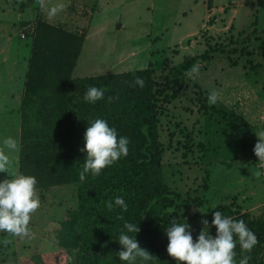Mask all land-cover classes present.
I'll return each mask as SVG.
<instances>
[{
	"label": "trees",
	"instance_id": "1",
	"mask_svg": "<svg viewBox=\"0 0 264 264\" xmlns=\"http://www.w3.org/2000/svg\"><path fill=\"white\" fill-rule=\"evenodd\" d=\"M96 7L94 4L91 10ZM35 27L29 34L32 43L19 108V173L36 178L40 207L29 224L34 238L16 237L18 264H127L117 254L122 250L118 237L125 221L139 226L138 233L129 235L136 236L139 245L158 259L168 254L166 229L173 220L190 225L194 242L204 228L202 221L207 220L208 231L215 238V211L243 220L257 237L251 252H242L236 238V264L244 255L251 257L249 264H264V213L254 218L234 200L187 217L186 210L206 207L207 201L171 189L164 178L167 147L160 139L162 118L185 90L189 80L185 72L212 54L187 56L160 74L150 64L116 75L75 78L85 32L40 18ZM240 41L236 40L237 47ZM136 77L145 81L143 88L133 86ZM89 86L103 89L104 98L95 103L85 101ZM194 87L201 112L210 113L230 130L247 126L243 115L218 102L210 105L209 92L199 83ZM109 96L114 98L111 103ZM96 118L115 128L118 138L129 139V152L98 176L89 173L81 181L79 172L86 152L80 149L85 146L88 122ZM184 136L189 138L188 133ZM187 143L178 140L177 144L187 149ZM117 196L124 198L127 212L106 207Z\"/></svg>",
	"mask_w": 264,
	"mask_h": 264
},
{
	"label": "rangeland",
	"instance_id": "2",
	"mask_svg": "<svg viewBox=\"0 0 264 264\" xmlns=\"http://www.w3.org/2000/svg\"><path fill=\"white\" fill-rule=\"evenodd\" d=\"M261 2L260 14L245 9L230 29L224 30L227 20H220L217 30L208 33L207 0H46L49 8L64 5L51 18L38 0H0V146L8 136L20 146L19 108L32 43L29 34L35 31L38 18L85 32L75 78L116 75L150 64L160 74L187 56L208 52L212 56L197 63L199 74L189 78L162 118L160 139L167 147L164 178L171 189L207 201L206 207L186 210L187 217L234 200L254 218L261 216L264 174L258 179L253 175L257 170L264 173L257 168L259 158L254 153L256 133L264 131V0ZM94 4L97 10L93 12ZM194 32L196 37L188 36ZM196 83L209 92L218 90L217 105L243 115L247 126L230 130L210 113L201 112ZM178 140L190 147L183 148ZM19 154L20 150L10 153L8 174L0 173V182L19 172ZM5 239L11 241L7 246ZM15 252L16 237L0 232V264H18ZM135 264L142 262L138 259ZM144 264L178 261L166 254Z\"/></svg>",
	"mask_w": 264,
	"mask_h": 264
},
{
	"label": "clouds",
	"instance_id": "3",
	"mask_svg": "<svg viewBox=\"0 0 264 264\" xmlns=\"http://www.w3.org/2000/svg\"><path fill=\"white\" fill-rule=\"evenodd\" d=\"M42 11H45L49 18L54 17L58 12L64 9L63 4L47 7L46 0H38ZM200 70V65H193L185 72V76L194 79ZM144 87L145 81L136 77L133 86ZM84 100L95 103L104 98V90L95 86H89L84 94ZM113 97H108V102L113 101ZM115 99H118L116 97ZM219 92L212 89L207 100L210 105L218 102ZM84 140L85 146L80 149L86 152L85 162L82 170L79 172V179L84 181L86 175L91 173L93 177L98 176L103 169L111 166L122 156L126 157L129 152V139L119 137L115 128L109 127L104 119L96 118L88 122ZM258 142L254 147V153L259 158L258 169H264V131L256 133ZM20 146L17 139L8 136L2 141L0 146V173H7L10 166V153L19 152ZM262 174L257 170L253 175L258 179ZM9 177V176H8ZM36 178L23 173L14 172L12 178H6L0 182V232L8 233L21 240L25 238H34L29 228L31 216L40 207V200L36 189ZM109 211L114 207L121 208L127 212V204L122 196H117L114 201L106 203ZM212 224L216 227L215 238L208 231V221L203 220V230L198 236V241L194 242L193 236L189 231L190 225L171 222V226L166 229L168 237L167 253L178 261V264H236L235 248L237 239L242 252H251L258 243L256 235L247 227L243 220H233L231 217H225L220 211H215ZM123 219V217H120ZM139 226L125 221L120 230L118 242L122 246L117 254L121 261L135 264L139 259L142 264L152 260V254L143 249L136 236L130 233H138ZM11 243L5 239L7 246ZM250 256L244 255L239 260V264H249Z\"/></svg>",
	"mask_w": 264,
	"mask_h": 264
},
{
	"label": "crops",
	"instance_id": "4",
	"mask_svg": "<svg viewBox=\"0 0 264 264\" xmlns=\"http://www.w3.org/2000/svg\"><path fill=\"white\" fill-rule=\"evenodd\" d=\"M198 5V3H196ZM262 2L261 0H207V22L209 24L208 33H212L217 30V24H219L220 20H227V26L225 29H230L233 25L237 24L238 17L243 14L245 9L253 8L256 11V14H260ZM223 16H229V18L225 19ZM214 18V19H213ZM213 19V20H212ZM206 24L203 25V27ZM67 29H69L66 26ZM71 30V29H69ZM197 33H191L188 36L196 37ZM237 46V44H235ZM201 85V84H200ZM202 86V85H201ZM205 88L204 86H202ZM208 92V88H205ZM264 211L261 213V215ZM260 217V215L255 218Z\"/></svg>",
	"mask_w": 264,
	"mask_h": 264
},
{
	"label": "built area",
	"instance_id": "5",
	"mask_svg": "<svg viewBox=\"0 0 264 264\" xmlns=\"http://www.w3.org/2000/svg\"><path fill=\"white\" fill-rule=\"evenodd\" d=\"M23 38H25V35H22Z\"/></svg>",
	"mask_w": 264,
	"mask_h": 264
}]
</instances>
